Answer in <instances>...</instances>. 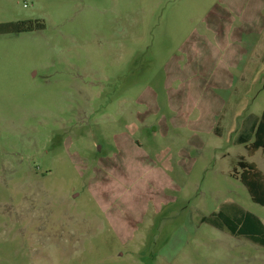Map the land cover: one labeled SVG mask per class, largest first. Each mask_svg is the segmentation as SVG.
I'll return each mask as SVG.
<instances>
[{
	"label": "rangeland",
	"instance_id": "1",
	"mask_svg": "<svg viewBox=\"0 0 264 264\" xmlns=\"http://www.w3.org/2000/svg\"><path fill=\"white\" fill-rule=\"evenodd\" d=\"M20 20L46 28L0 34V264H264L204 221L264 222V0H0Z\"/></svg>",
	"mask_w": 264,
	"mask_h": 264
},
{
	"label": "trees",
	"instance_id": "2",
	"mask_svg": "<svg viewBox=\"0 0 264 264\" xmlns=\"http://www.w3.org/2000/svg\"><path fill=\"white\" fill-rule=\"evenodd\" d=\"M46 24L40 20H20L17 22L0 23V34L21 33L45 29ZM256 140L249 147L250 154L254 155L259 148H264V113L252 126ZM250 138L240 136V143L249 142ZM244 169L242 182L248 187L252 199L264 205V174L253 164L242 158L239 162ZM204 221L211 226L239 237L248 238L257 244L264 245V223L254 213L236 202H224L220 210L206 217Z\"/></svg>",
	"mask_w": 264,
	"mask_h": 264
},
{
	"label": "crops",
	"instance_id": "3",
	"mask_svg": "<svg viewBox=\"0 0 264 264\" xmlns=\"http://www.w3.org/2000/svg\"><path fill=\"white\" fill-rule=\"evenodd\" d=\"M264 223V222H263ZM228 234H230V233H228ZM233 235H235V234H233ZM237 236V235H236ZM239 237V236H238ZM250 242H252L253 244H256V245H258L256 242H254V241H250ZM260 246H262V247H264V245H261V244H259Z\"/></svg>",
	"mask_w": 264,
	"mask_h": 264
}]
</instances>
